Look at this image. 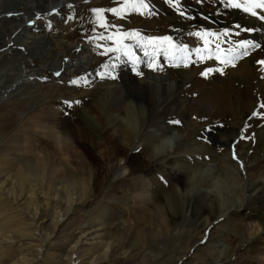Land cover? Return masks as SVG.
Listing matches in <instances>:
<instances>
[{
    "label": "rangeland",
    "instance_id": "374dc122",
    "mask_svg": "<svg viewBox=\"0 0 264 264\" xmlns=\"http://www.w3.org/2000/svg\"><path fill=\"white\" fill-rule=\"evenodd\" d=\"M145 3L147 9L133 10L132 5L125 8L124 0H1L0 169L10 155L14 167L9 169L18 171L23 149L32 150L31 160L35 155L40 163L48 159L51 169L39 175L43 184L32 176L33 185L43 186L51 197L57 188L61 199V192L81 188L85 197L52 241L59 243L88 222L87 207L99 210L92 217L109 225L103 241L124 245L123 253L133 251L126 263L109 264H264V119L251 117L254 111L264 113V66L257 64L264 60V47L255 49L260 54L244 58L237 69L202 76L207 68L221 65L199 60L195 49L203 43L191 42L198 39L188 33L229 28V43L246 39L245 34L235 35L238 22L229 16L240 11L225 8L220 0H182L181 16L166 0ZM113 7L121 10L120 16L104 15L114 27L101 28L91 9ZM221 14L227 20H220ZM186 20L195 23L183 26ZM114 33L137 60L103 52L116 46L106 39L116 40ZM128 33L167 35L187 44L189 66H183L187 53H175L180 64L175 67L160 52L153 71L149 57ZM70 43H75L72 50ZM229 43L221 37L222 47ZM226 78L228 83L218 82ZM17 101L29 103L14 110L5 107ZM225 107L231 109L222 119L217 112ZM88 108L97 115L90 126L85 121ZM174 120L181 124L171 123ZM245 126L253 140L240 139ZM70 127L80 128L78 137ZM126 130L132 135H125ZM66 132L76 138L57 145L58 138L70 139ZM233 144L243 168L232 159ZM124 145L123 155L116 157L114 148ZM154 148L161 150L153 153ZM158 206L163 214L156 213ZM137 207L144 211L142 222L130 212ZM113 216L117 218L110 219ZM45 221V230L53 233L50 217ZM11 226L10 232L22 228L14 222ZM138 230L149 236L142 237ZM3 252L4 264L20 253L17 247Z\"/></svg>",
    "mask_w": 264,
    "mask_h": 264
},
{
    "label": "bare ground",
    "instance_id": "6f19581e",
    "mask_svg": "<svg viewBox=\"0 0 264 264\" xmlns=\"http://www.w3.org/2000/svg\"><path fill=\"white\" fill-rule=\"evenodd\" d=\"M229 16H233L235 19H237L238 24H240L242 27H253L257 29V31L252 33H241L245 34L246 39L254 40L257 43L264 45V23L251 16H248L247 14L241 13V11H237L235 13L230 12ZM219 19L223 21L227 20L226 15H222ZM193 23L195 22H191L188 20L182 21L183 26H190L193 25ZM182 24L180 23V25ZM191 42H199L200 44L201 41L198 40ZM212 45L214 47L215 42L212 41ZM74 48L75 43H70L68 45L69 50H72ZM253 51L254 50H250V56L246 58L253 57L254 54H260L259 51H256V53H254L255 51ZM242 63L243 62L240 61L238 63V67L241 66ZM26 68H31V64H27ZM257 70L259 71L258 68H255L254 72H257ZM232 72L233 70H227L226 74L232 77L237 76L236 74H234L233 76ZM194 73H197V71L193 70L192 74ZM220 81H223V85L225 83H228V78L224 80L218 79V82ZM232 97L235 98V96ZM40 100L41 99H39V101ZM211 101H213V99H211ZM49 102L52 101L50 100ZM25 103L28 104L29 102L17 101L16 103H11L9 107L8 105H6L5 107L14 110L16 109V107H25ZM5 107L2 108L6 110L7 108ZM226 109L230 111L231 108L225 107L217 112L220 118H222L221 115L225 112ZM87 110H90V113L86 117L85 121H87L88 126H90L94 124L90 123V121L97 117V115L92 112L90 108H88ZM91 113L92 115L90 116ZM222 119H225V117H223ZM2 123H6L4 119ZM68 130L72 132L76 131L75 133L77 134V137L81 132L79 127H70ZM124 132L127 133L125 135H132L131 133H129L128 130ZM86 135L89 139V133H86ZM66 136H68L71 140L67 138H61V140H59L58 138L55 143L59 145L61 142H72L76 138L75 134L70 136L69 132H66ZM66 143H64V145H66ZM125 150V145L122 147L118 146L114 148L113 153L116 157H120L121 155H123V151ZM155 150L160 151L161 149L154 148L153 153H155ZM30 153H32L31 149H23V152L20 156L22 158V161L20 164V169L18 171H15V169H13L11 172L9 169L14 167L12 163L8 162L9 158H11L10 155H6L5 157L6 164L4 168L6 169L4 171V168L0 169V264H4V262L2 261V255L4 253L3 249H9L10 247H17V249L20 251L17 258H14L11 264H109L116 262L126 263V257H129V254L133 252L132 249L130 248L129 250H126L123 253L124 245L113 246V243L109 242V240L103 241L102 238L105 237L106 234H109V232L107 231L109 225L106 224L103 219L97 220V217H92V215H95V213L99 210L95 209L94 211H92L87 206L86 207L89 210L86 212L87 218H89L88 222L86 221L84 224H80L76 228V231L70 237L63 238L61 241H59V243H56L57 241H52L57 236L58 230H60L61 227L64 228L65 226H67V224L65 225V222L68 220L69 215L74 214L77 211V208L83 205L85 197L82 194L81 188L75 189L74 187L75 191L61 192V199L58 195L59 190L57 188L53 189L54 196L51 197L48 193H46L45 190H43V186H40L39 188L37 186H34L31 177H37L35 178L36 181L40 184H43L44 178L39 175H44V170H49L52 166L46 158L45 160H43L42 163L38 162L36 155L31 160ZM118 162L121 164L122 160ZM54 175H56V173H54ZM119 176V180L122 179L125 176V172ZM61 180H64V182L66 183L68 182V180L71 181L68 178H61L60 181ZM60 181L59 184H63ZM17 185H20L21 187L14 188V186ZM150 189L151 188H149V190ZM141 203L145 204L143 201ZM102 211L105 213V215H108L109 208L104 207L102 208ZM130 212L139 216L136 218V221L142 222L145 218L144 215H140L144 212L140 209V207H137L135 210H132ZM156 213L158 215L163 214V207L158 206V210ZM47 216H49L51 219L50 224L54 228L53 233L45 230V225L47 223L45 221V218ZM115 218L117 217L113 216L110 219ZM13 222L18 223L20 226H22V228L19 229V232H10V229L13 228L11 226ZM123 222L119 224V230H123ZM20 226L16 228H19ZM138 233L142 237L149 236V234L144 233L143 230H138ZM28 243L30 244L29 246L23 247ZM128 247H131V245H129Z\"/></svg>",
    "mask_w": 264,
    "mask_h": 264
},
{
    "label": "snow or ice",
    "instance_id": "6c2138e0",
    "mask_svg": "<svg viewBox=\"0 0 264 264\" xmlns=\"http://www.w3.org/2000/svg\"><path fill=\"white\" fill-rule=\"evenodd\" d=\"M202 0H197V3H201ZM125 8H127L128 5L133 6V10H137L138 8L147 9L149 6L147 3H145V0H124ZM166 3H168L170 6L176 7L177 11H180V6L182 4V0H166ZM220 3L224 5L225 8L229 9H236L239 10L248 16H251L262 23H264V0H220ZM92 14L96 17L95 22L101 27V28H109L114 27L113 25L109 24L106 16L104 13L111 12L116 16H120L121 10L119 8L113 7L109 9L104 8H93L91 9ZM180 15L184 16L185 13L183 11H180ZM207 19V17H205ZM237 31L235 33L236 36H239L241 32H247L252 33L257 31V29L253 27H242L240 24H236L234 26ZM114 36H117L118 38L116 40H113L111 36L106 37L108 40H112V42L116 45L115 47H108L103 50L105 53H115V52H121L122 55L129 57L130 59H133L134 61L138 58L135 57L134 53L129 50L128 46L122 44L119 39L118 33H114ZM189 36H194L198 40L202 41L203 47H197L195 49L196 56L199 58V60H215L220 67L212 68L209 67L205 71H202L200 74L202 76L207 77L209 73H219L220 75L225 74V69L227 68H233L235 69L238 66V63L242 61L244 58L248 57L250 55V50L259 49L262 46L261 44L255 42L254 40L249 39H241L235 42H228L227 38L232 35V32L229 28H225L223 32H212L210 30L201 29L195 32H189ZM127 36L129 38H136L138 41L137 46L140 47L144 55L149 57L148 66L153 71L157 70L155 67L156 63V56L163 52L165 56H168L170 60H172V66L179 67L180 64L176 63V57L175 53L177 51L182 53H187L184 57V67L189 66V60L191 56V50L189 49L187 44H177L174 42V39L172 36H140L139 33H128ZM221 37H224V42L229 43V46L227 48L222 47L221 44ZM215 39V45L213 47L212 41ZM90 43L93 41L90 40ZM97 47H100V45L97 43ZM148 48H152V53H149ZM103 54V53H102ZM119 59V57H117ZM257 64H260L264 66V60H258ZM106 68H110L111 66L105 65ZM159 70L162 71V68ZM135 71V68H134ZM138 76L142 75V73L138 72L136 73ZM56 76H60L61 73L57 71L55 73ZM102 76L104 74H101ZM115 79V77H112ZM83 79V78H81ZM73 84H76L77 81L73 80ZM69 106L71 107L72 104L70 102ZM76 104H79L80 101H75ZM260 108L264 109V103L260 104ZM251 117H259L260 119H264V113L261 112H252ZM250 117V118H251ZM193 119H196V117H193ZM171 123H174L176 125H180V120H174L171 121ZM249 126H245L244 129L241 130V140L254 139V134L247 135ZM232 159L236 160L237 163H239L240 167L243 168L244 165L241 161H239L235 147L236 145L233 144L232 146ZM203 243V241H202Z\"/></svg>",
    "mask_w": 264,
    "mask_h": 264
}]
</instances>
